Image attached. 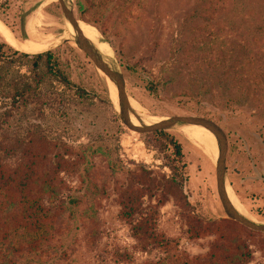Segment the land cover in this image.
Here are the masks:
<instances>
[{
	"label": "rangeland",
	"instance_id": "rangeland-1",
	"mask_svg": "<svg viewBox=\"0 0 264 264\" xmlns=\"http://www.w3.org/2000/svg\"><path fill=\"white\" fill-rule=\"evenodd\" d=\"M93 1L94 7L85 17L97 21L102 30L80 19L77 1L71 0L80 26L95 27L112 47L132 109L154 122L175 114H194L219 123L228 138V187L255 221L264 222V59L255 64L250 84L239 80L233 84L237 77L233 59H220L224 62L217 64L210 59L203 20L190 23L196 0ZM37 15L42 19L40 34L53 36L47 47L19 48L0 35V42L29 54H15L0 63V139L6 135L24 138L36 130L56 144L53 150L64 162L80 161L85 147L100 149L103 154L81 160L75 171L64 168L60 172L64 188L57 204L65 211L55 220V235L42 247L32 248L23 230L9 235L14 221L3 203L7 198L0 192V264H147L162 260L167 254L163 248L147 246L132 233L141 216L132 220L122 216V196L128 190L141 195L143 214L155 212L157 232L170 240L172 255L208 253L219 230L207 222L227 218L216 188V161L192 144L179 131L180 126L167 129L182 147L187 177L182 192L169 193L161 183L172 176L163 153L153 144L150 132L133 130L122 122L109 78L74 42L75 32L59 1L0 0V21L16 41H30L25 26ZM47 51L71 84L47 72L46 56L38 69L40 100L14 101V84L34 81L32 55ZM178 71L182 72L179 76ZM200 77V86L219 95L215 102H188L178 95L185 88L192 89L188 83ZM228 89L225 97L238 99L232 107L221 102V91ZM43 202L48 204V198ZM92 217L97 223L94 241L88 234ZM242 232L252 256L246 264H264V233Z\"/></svg>",
	"mask_w": 264,
	"mask_h": 264
},
{
	"label": "trees",
	"instance_id": "trees-1",
	"mask_svg": "<svg viewBox=\"0 0 264 264\" xmlns=\"http://www.w3.org/2000/svg\"><path fill=\"white\" fill-rule=\"evenodd\" d=\"M76 1L80 19L87 23L91 22L102 30L97 21H91L85 17V14L94 7V1ZM196 2L197 5L192 10L189 20L190 23L198 18L203 20L210 45L207 51L209 58L216 59V64L224 62L220 59H233L231 66L237 76L233 79V84L238 80L250 84L249 75L253 72L255 64L258 59H264V0H196ZM185 25H188V21H185ZM15 54L29 56L6 41L0 42V63L11 60L9 56ZM32 56L34 81L20 85L14 84V101L28 103L40 100L37 88L41 84L42 76L38 69L46 56L48 57L45 61L47 72L54 74L64 84H71L69 76L52 59L50 51ZM217 71L216 68L211 74L215 75ZM181 73L178 71L177 75ZM223 73H227L226 69H223ZM216 79L221 80L220 76ZM2 80L3 76L0 72V82ZM201 83H203L202 77L194 79L188 83L192 89L185 88L178 95L186 98L188 102L201 103L205 100L215 102L214 99H218L219 95L206 90L200 86ZM151 86L153 90L156 89L153 84ZM228 91L229 89L221 91V102L222 106L232 107L238 99L236 96L225 97ZM208 94H210L209 97H207ZM149 134L153 144L163 153L165 162L172 171L171 178L161 183L167 186L169 193L182 192L187 177L180 143L167 130H156ZM54 146L56 144H52L45 135L36 130H30L24 138L6 135L0 139V192H3L7 198L3 203L14 221L11 228L13 232H9V235L23 230L34 249L42 247L47 238L50 239L55 235L53 227L55 220L59 221L65 211V208L57 204L64 188L60 172L64 168L75 171L81 160L103 154L100 149L85 147L81 156L78 157L80 161L64 162L61 160L60 153L53 150ZM170 148H172L171 152L168 151ZM16 157H20V160L15 164L11 163L10 160ZM111 168L114 173L117 172L114 165ZM147 180L144 179V182ZM45 197L49 200L48 204L43 202ZM143 210L144 205L137 190H128L123 194L122 216L129 220L138 215L141 216L132 227L133 235L145 245L160 247L167 252L162 260L147 264H246L252 257L241 235L243 230H253L229 218L207 222V226L219 230L218 239L213 241L208 253L192 257L186 254L172 255L170 240L157 232L155 212L143 214ZM96 225L95 219L90 218L88 234L92 241L96 236L94 229ZM9 243V247L13 246L11 242ZM47 248L52 246L48 245Z\"/></svg>",
	"mask_w": 264,
	"mask_h": 264
},
{
	"label": "water",
	"instance_id": "water-1",
	"mask_svg": "<svg viewBox=\"0 0 264 264\" xmlns=\"http://www.w3.org/2000/svg\"><path fill=\"white\" fill-rule=\"evenodd\" d=\"M58 1L64 18L75 30L73 40L76 45L87 55L97 70L102 71L104 75L115 84L118 92L119 114L122 122L129 128L139 132L167 130L184 125H200L210 130L215 135L218 142L219 155L215 167L216 188L220 202L226 213V217L235 220L254 231L264 233V222L252 220L241 213L235 207L228 194L226 165L228 138L222 126L213 119L194 114H175L154 123H144L142 117H140V115H138L131 107L130 97L126 88L125 76L120 67L116 62L108 60L109 57H106L96 44L83 33L79 24L80 19L76 16L71 0ZM131 113H134V115L140 120V125H136L132 122Z\"/></svg>",
	"mask_w": 264,
	"mask_h": 264
},
{
	"label": "bare ground",
	"instance_id": "bare-ground-1",
	"mask_svg": "<svg viewBox=\"0 0 264 264\" xmlns=\"http://www.w3.org/2000/svg\"><path fill=\"white\" fill-rule=\"evenodd\" d=\"M42 19L39 15L30 17L25 26V32L29 38V42H20L14 40L10 31L4 26L0 21V35L11 42L13 45L18 46L19 48H24L28 50H35L37 48L47 47L53 40V36L51 34L41 35L39 31V27L41 26ZM69 23V22H68ZM70 24V23H69ZM72 27V25L70 24ZM73 28V27H72ZM83 33L88 37L91 41H93L96 46L100 49V51L108 57L109 60L111 58V62H115L113 59V50L110 44L103 39L95 27L93 26H85L81 27ZM74 30V28H73ZM75 32V30H74ZM16 39V38H15ZM108 54H107V52ZM109 86L111 89V97L112 100L117 107L119 108V98L118 92L115 84L109 79ZM114 91H113V90ZM132 122L136 125H140V120L138 118H134L131 115ZM144 123L150 124L154 123L153 119H143ZM179 131L196 147H198L211 161H216L219 155L218 142L215 135L208 130L207 128L200 125H184L179 127ZM228 194L230 199L232 200L235 207L244 215L249 217L252 220H255L254 217L246 210V208L242 205V203L238 200V197L234 193V191L228 187Z\"/></svg>",
	"mask_w": 264,
	"mask_h": 264
}]
</instances>
